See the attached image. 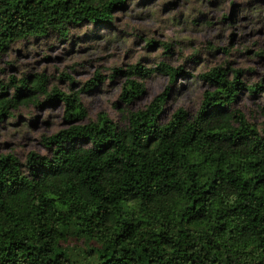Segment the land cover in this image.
<instances>
[{
    "label": "trees",
    "instance_id": "1",
    "mask_svg": "<svg viewBox=\"0 0 264 264\" xmlns=\"http://www.w3.org/2000/svg\"><path fill=\"white\" fill-rule=\"evenodd\" d=\"M127 1L0 0V58L16 43L115 23ZM159 67L171 83L186 73ZM232 74L202 75L214 89L194 115L180 108L163 122L167 90L123 127L106 115L81 123L79 93L55 91L70 126L43 139L45 154L0 155V264H264V130L234 106L264 86ZM36 87L0 80V124L38 102ZM124 89L129 105L145 86Z\"/></svg>",
    "mask_w": 264,
    "mask_h": 264
},
{
    "label": "rangeland",
    "instance_id": "2",
    "mask_svg": "<svg viewBox=\"0 0 264 264\" xmlns=\"http://www.w3.org/2000/svg\"><path fill=\"white\" fill-rule=\"evenodd\" d=\"M114 16L110 25L71 27L65 38L53 33L16 43L0 58V80L36 85L29 94L38 101L21 105L15 118L0 124V155L24 162L31 152L45 154L43 139L70 126L62 98L51 99L57 90L79 93L87 114L81 123L106 115L123 127L128 112L144 109L167 90L163 122L180 108L194 115L205 92L214 89L202 75L220 66L230 79L240 69L249 86H264V0H128ZM161 64L186 73L171 83ZM97 73L104 82L82 90ZM131 81L145 91L127 105L123 93ZM234 106L264 130L263 92L242 91Z\"/></svg>",
    "mask_w": 264,
    "mask_h": 264
}]
</instances>
